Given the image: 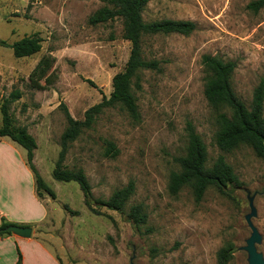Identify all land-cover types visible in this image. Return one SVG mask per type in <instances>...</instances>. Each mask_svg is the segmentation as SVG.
I'll use <instances>...</instances> for the list:
<instances>
[{
    "label": "rangeland",
    "instance_id": "1",
    "mask_svg": "<svg viewBox=\"0 0 264 264\" xmlns=\"http://www.w3.org/2000/svg\"><path fill=\"white\" fill-rule=\"evenodd\" d=\"M251 1L148 3L146 22L190 20L196 29L188 35H144L143 56L159 61L160 69L141 70L133 79L139 119L120 104L110 106L69 143L64 164L84 171L95 199L107 200L130 181L135 184L123 209L93 211L76 182L52 176L68 126L61 104L82 120L91 106L110 97L112 79L131 51L122 21L89 24L104 0H0V39L42 38L41 49L29 57H15L0 45V104L16 89L23 94L10 104L13 125L30 127L38 145L36 166L55 193L40 198L49 214L32 237L64 264H218V252L228 244L234 248L227 264H250L246 247L253 229L264 258V158L245 143L230 151L215 145L219 115L231 116L232 110L208 103L201 62L205 54L235 61L233 89L251 108L254 89L264 79V8L253 11ZM189 121L207 145L208 165L223 154L238 176L241 184L231 194L210 187L198 201L190 186L169 192L171 173L181 170L179 159L187 153ZM107 142L116 145V156L106 155ZM136 204L148 215L143 226L128 217Z\"/></svg>",
    "mask_w": 264,
    "mask_h": 264
},
{
    "label": "trees",
    "instance_id": "2",
    "mask_svg": "<svg viewBox=\"0 0 264 264\" xmlns=\"http://www.w3.org/2000/svg\"><path fill=\"white\" fill-rule=\"evenodd\" d=\"M151 1L104 0V5L90 15L88 22L93 26L120 19L123 25V38L131 43L130 55L124 70L116 73L112 79L110 97H104L101 102L91 106L85 112L84 119H75L67 106L61 104L68 126L61 137L62 148L52 170V176L60 182H76L83 192L85 204L93 211H96L94 206H105L112 210L123 209L135 192V184L130 181L126 186L114 191L107 200L95 199L84 171L69 169L64 164L69 143L76 140L85 128H90L97 115L110 106L120 104L133 119H139L137 98L132 89L133 79L138 77L141 70L160 69L159 61L147 60L143 56L141 39L144 35L157 33L188 35L196 29V24L190 20L160 19L146 22L143 12ZM248 7L258 12L264 8V0H253ZM0 45L11 48L15 57H29L41 49L42 38L32 35L13 43L0 39ZM201 62L206 72L204 95L208 103L213 107L226 106L232 110L231 116L226 113L219 115L220 128L214 137L215 145L221 151H230L239 144L245 143L253 148L258 157L264 158V79L254 89L252 105L249 109L232 86V76L237 67L235 61L205 54ZM22 95V92L16 89L8 97H3L0 104L2 117L0 137H9L26 149L27 163L35 176L38 197L41 198L44 194L54 197V191L46 184L34 162L38 147L35 137L26 125H13L10 104L20 99ZM186 131L187 153L179 159L181 170L171 173L169 192L176 195L184 186H190L198 201L204 197L210 187H216L222 194H231L241 182L232 166L227 163L225 156L220 154L209 166L207 145L191 121L187 123ZM118 152L113 142H107V156H116ZM128 217L137 226H143L148 222V215L141 204L131 206ZM9 225L11 223L3 221L0 226V237L12 234L4 230ZM233 248L232 244H228L219 250L218 264L228 263L233 256ZM17 254L16 264H22L23 257L19 248Z\"/></svg>",
    "mask_w": 264,
    "mask_h": 264
},
{
    "label": "crops",
    "instance_id": "3",
    "mask_svg": "<svg viewBox=\"0 0 264 264\" xmlns=\"http://www.w3.org/2000/svg\"><path fill=\"white\" fill-rule=\"evenodd\" d=\"M34 162L36 164V154ZM48 214V206L38 197L26 149L9 137H0V226L7 221L34 229L36 224L47 219ZM17 248L22 253V264L65 263L62 256L42 241L11 234L0 237V264H16Z\"/></svg>",
    "mask_w": 264,
    "mask_h": 264
},
{
    "label": "water",
    "instance_id": "4",
    "mask_svg": "<svg viewBox=\"0 0 264 264\" xmlns=\"http://www.w3.org/2000/svg\"><path fill=\"white\" fill-rule=\"evenodd\" d=\"M7 232H11L22 238H31L33 234V228L31 226H22L17 224H11L5 229ZM254 233L248 241V246L246 249L250 254L249 262L250 264H264V258L261 253L256 250L255 242L260 240V234L256 229H253Z\"/></svg>",
    "mask_w": 264,
    "mask_h": 264
}]
</instances>
